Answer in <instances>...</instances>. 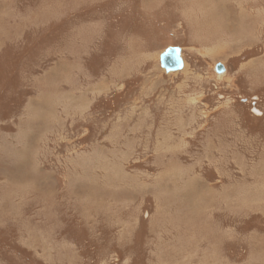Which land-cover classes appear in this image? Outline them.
I'll return each instance as SVG.
<instances>
[{
	"label": "rangeland",
	"instance_id": "rangeland-1",
	"mask_svg": "<svg viewBox=\"0 0 264 264\" xmlns=\"http://www.w3.org/2000/svg\"><path fill=\"white\" fill-rule=\"evenodd\" d=\"M205 2L0 0V264H264V0Z\"/></svg>",
	"mask_w": 264,
	"mask_h": 264
},
{
	"label": "water",
	"instance_id": "water-1",
	"mask_svg": "<svg viewBox=\"0 0 264 264\" xmlns=\"http://www.w3.org/2000/svg\"><path fill=\"white\" fill-rule=\"evenodd\" d=\"M160 60L162 68L165 69L167 73L180 71L185 67L182 48L177 46L169 47L162 52ZM217 70L218 72H222L225 68L222 64H219ZM252 111L257 115H261V112L257 110V108H254Z\"/></svg>",
	"mask_w": 264,
	"mask_h": 264
},
{
	"label": "bare ground",
	"instance_id": "bare-ground-1",
	"mask_svg": "<svg viewBox=\"0 0 264 264\" xmlns=\"http://www.w3.org/2000/svg\"><path fill=\"white\" fill-rule=\"evenodd\" d=\"M208 2H205V4H209V5H207L206 7H207V9H208V12L210 13V15H209V17L210 18H215L216 19V22H218L221 18V20H223V17H224V12L223 11H215L214 10V7L216 6V5H219L220 4V2H218L219 4H214L213 5V3H212V0L211 1H209V0H207ZM223 1V0H222ZM204 3V2H203ZM198 4V3H197ZM204 4V5H205ZM223 4V3H222ZM200 6V5H199ZM205 7V6H204ZM207 9L205 8L204 10H206V12H207ZM207 16V15H206ZM237 18V20L238 21H240L241 23H242V25L240 24V26H238L239 28H238V30H237V32L239 33V32H242V36H244L245 37V35L246 34H248L249 32H251V28H249V27H246L244 24H243V22L242 21H244L245 20V16H243V12L241 11L240 12V14L238 15V17H236ZM248 18V17H247ZM205 19L207 20V17H205ZM203 20V21H206V20ZM218 20V21H217ZM235 21H236V19H235ZM222 22V21H221ZM221 22H220V25H218V28L219 29H223V25H225V24H221ZM224 22V21H223ZM209 22H208V20H207V22L205 23V24H208ZM214 23V20H211V23L210 24H213ZM239 23V22H238ZM244 23L246 24V21H244ZM209 24V25H210ZM237 24V23H236ZM212 28V27H211ZM213 29V28H212ZM216 29V28H215ZM226 29V28H225ZM236 29V28H235ZM234 29V30H235ZM217 32V31H216ZM219 32V31H218ZM224 32H226V31H224ZM241 36V37H242ZM237 38V37H236ZM217 40V39H216ZM216 53V52H215ZM183 55V54H182ZM185 62V61H184Z\"/></svg>",
	"mask_w": 264,
	"mask_h": 264
}]
</instances>
